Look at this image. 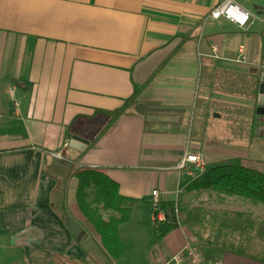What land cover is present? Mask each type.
<instances>
[{
  "label": "crops",
  "instance_id": "0c3cea01",
  "mask_svg": "<svg viewBox=\"0 0 264 264\" xmlns=\"http://www.w3.org/2000/svg\"><path fill=\"white\" fill-rule=\"evenodd\" d=\"M225 1L0 0V264H164L187 242L223 264H264V205L187 190L231 159L262 172L247 151L264 7L233 0L251 14L241 29L211 18ZM71 135L88 144L71 148ZM198 151L201 168H180ZM88 169L131 208L118 260L78 206ZM155 191L178 223L158 244Z\"/></svg>",
  "mask_w": 264,
  "mask_h": 264
},
{
  "label": "trees",
  "instance_id": "16d2710c",
  "mask_svg": "<svg viewBox=\"0 0 264 264\" xmlns=\"http://www.w3.org/2000/svg\"><path fill=\"white\" fill-rule=\"evenodd\" d=\"M131 102L128 100L125 107ZM123 110L113 115H119ZM77 178V201L81 212L99 233L105 251L111 258L120 259L123 246L119 228L130 219L131 208L123 206L124 199L118 183L103 172L92 169L78 173ZM187 190H214L264 205V173L244 168L238 158L231 159L210 168L194 180ZM166 215V222L154 225L156 244L178 227L173 207L167 210Z\"/></svg>",
  "mask_w": 264,
  "mask_h": 264
},
{
  "label": "built area",
  "instance_id": "2783aa9c",
  "mask_svg": "<svg viewBox=\"0 0 264 264\" xmlns=\"http://www.w3.org/2000/svg\"><path fill=\"white\" fill-rule=\"evenodd\" d=\"M213 19L225 18L231 23L235 24L241 29H245L251 20V14L239 7L233 0H226L223 4L212 10L210 14ZM213 52L216 55L218 50L213 47ZM241 54L243 50L241 49ZM261 77L264 79V69ZM187 164H191L196 168L203 166L201 153L194 152L187 155L181 162L180 168H185ZM153 206H154V221L155 223L166 222L167 215L163 210L158 192H153ZM164 264H223L219 260L207 258L203 251L190 242H187L184 247L167 260Z\"/></svg>",
  "mask_w": 264,
  "mask_h": 264
},
{
  "label": "rangeland",
  "instance_id": "374dc122",
  "mask_svg": "<svg viewBox=\"0 0 264 264\" xmlns=\"http://www.w3.org/2000/svg\"><path fill=\"white\" fill-rule=\"evenodd\" d=\"M261 3L263 4L264 7V0H261ZM261 20L263 22L264 26V16L261 17ZM264 41V40H263ZM259 105V102H258ZM258 107V106H257ZM245 113H248L247 110H242ZM242 111L240 110L239 112V117L243 120H248L253 121L252 122V127L250 128V131L252 132L251 134L249 133L248 135V151L245 149L249 154V160L252 161L256 166H258V170L262 171L264 173V115L262 113V110H257L255 111L254 117L251 119V116H248V119L246 116H242ZM249 114V113H248ZM262 114V115H261ZM263 116V117H262ZM251 123V122H250ZM240 136H242L241 132H238ZM241 150V148H238ZM215 193V192H214ZM215 194H210L209 193V198L210 202L215 201L214 198ZM264 216V213L262 214ZM107 217V214H106ZM261 251L264 252V245L261 247H258ZM263 254H258L256 256H262Z\"/></svg>",
  "mask_w": 264,
  "mask_h": 264
},
{
  "label": "water",
  "instance_id": "95a60500",
  "mask_svg": "<svg viewBox=\"0 0 264 264\" xmlns=\"http://www.w3.org/2000/svg\"><path fill=\"white\" fill-rule=\"evenodd\" d=\"M258 102L262 110V113L264 115V81L259 86ZM69 140H70V147L76 150H82V148H85V146L88 144L85 140L77 136L71 135L69 136ZM69 225H70L72 233L75 236L81 238V234L83 232L82 226L77 221H75L73 218L69 219Z\"/></svg>",
  "mask_w": 264,
  "mask_h": 264
},
{
  "label": "flooded vegetation",
  "instance_id": "af4514ba",
  "mask_svg": "<svg viewBox=\"0 0 264 264\" xmlns=\"http://www.w3.org/2000/svg\"><path fill=\"white\" fill-rule=\"evenodd\" d=\"M263 117V116H262Z\"/></svg>",
  "mask_w": 264,
  "mask_h": 264
}]
</instances>
